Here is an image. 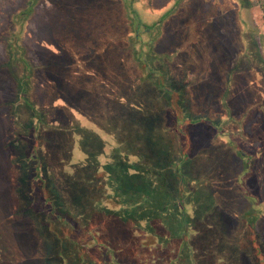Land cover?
<instances>
[{
    "label": "rangeland",
    "instance_id": "1",
    "mask_svg": "<svg viewBox=\"0 0 264 264\" xmlns=\"http://www.w3.org/2000/svg\"><path fill=\"white\" fill-rule=\"evenodd\" d=\"M80 136L99 146L89 182L117 183L121 155L126 175L155 185L153 197L138 195L163 202L165 217L176 214L181 187L187 199L197 187L214 194L228 210L218 220L236 264H254V242L264 250V0H0V233L15 264H40L42 244L20 213L16 161L40 159L64 194L69 187L58 168L72 175L81 163L77 170L87 171L88 142ZM177 147L195 170L170 161ZM138 151L150 169L137 165ZM111 160L115 173L106 170ZM32 187L45 197L40 180ZM170 220L159 225L176 228ZM115 231L122 237L115 246L135 248L124 229ZM197 242L204 244L197 264H228ZM131 256L121 262L141 264Z\"/></svg>",
    "mask_w": 264,
    "mask_h": 264
},
{
    "label": "trees",
    "instance_id": "2",
    "mask_svg": "<svg viewBox=\"0 0 264 264\" xmlns=\"http://www.w3.org/2000/svg\"><path fill=\"white\" fill-rule=\"evenodd\" d=\"M58 109L56 108V110ZM40 124L46 123L40 121ZM198 124L200 123L196 122L195 125ZM83 133L79 134L83 136ZM86 138L88 136L81 137L82 141L88 142L82 151L87 155L85 175L83 171L77 170L78 168L83 169L81 163L72 166L74 167V174L72 175H66V173L62 175L63 170L58 168L60 170L58 171L59 181H65L69 187L67 192L63 191L64 194L62 191L59 193L58 187L50 182L47 166L39 162L40 159L38 161L30 159L22 162L16 161L20 173L16 183L17 197L19 203L22 202V206L26 207L20 213L22 217L32 219L30 221L34 224L33 230L31 229L32 232L34 230L40 232L42 244H39L38 247L42 248L39 250L37 247L36 253L39 252L41 255V263L47 264L45 261H48L50 256H54L57 264H123L121 256L127 257L128 254L130 257L132 254L131 260L136 261L137 257H140L141 264H197L203 256L197 245H204L199 244L198 240L207 243L208 257L213 258V255L217 254V261L220 260L225 263L227 260L228 264L237 263L236 254L231 250L232 243L227 238L225 239L223 228L220 226L222 223L218 220L220 215L224 216L228 210L219 207L221 203L215 199L213 193V195L203 193L197 187L194 194L195 198L187 199V193L181 187L177 190L178 194L175 202H173L177 210L172 207L171 203L165 202L170 210H176L174 212L176 214L167 213L171 216L165 217L161 207L163 202L155 199L149 200L145 196L143 197L145 202H142V199L139 198L140 195H138L140 191H143L153 197L155 185L151 181L141 178L138 173L126 175L127 163L121 155L120 160L124 169L121 175L117 173V183L114 181L103 183L99 179L89 182L93 166H99L97 163L98 150L96 149L99 146L92 143L94 142L93 138L90 137L85 140ZM173 147H162V150L168 154L170 152L168 150ZM178 151V158L173 156L170 161L173 164L179 162L177 164L181 168L186 164L185 166L193 167L195 170V163L191 157L186 155L182 148H178ZM136 154L142 159V164L136 162L137 165L146 166L147 169L153 166L149 162L144 164V156L139 151ZM69 155L70 152L66 154V157ZM162 155L158 158H161ZM146 158L145 156V160ZM112 163L113 160L108 163L109 168L106 167L109 173H115V169L110 168ZM196 170L197 174H202L198 168ZM122 176L123 178H121ZM37 179L43 184L41 189L44 191L45 197L43 193L37 195L32 187V182ZM125 179H130L129 185L124 184ZM168 183L165 180V185ZM182 183V186L186 185V182L182 181ZM71 185L74 191L71 190ZM100 188L107 191L102 192ZM107 199H109V203L114 202L116 206L104 205L103 203ZM146 202L150 207L149 213H145L143 210V204ZM218 207L219 210H217ZM227 208H229L228 205ZM71 211L78 214V218L71 214ZM190 211L193 212L194 216H191ZM170 217L177 221L176 228H161L159 222H171ZM151 220H153L152 223H150ZM119 228L125 230V238L133 241L131 245L135 244V248L131 249L124 242H118L115 246L113 242L122 239L115 231ZM105 231L108 236L103 238L100 233L104 234ZM94 232L95 234H92ZM97 237H99L98 243L91 245V241ZM173 237L179 240L177 245L173 244ZM254 243L255 247L252 248L251 252V254L254 253L253 262L254 264L264 263L263 247L258 241ZM152 244L155 246L153 249L149 248ZM146 248L151 249V252L148 253ZM208 254H205L204 257ZM255 255L258 259L255 258ZM180 258L181 261H179ZM14 261L15 257L9 247L8 240L0 233V264H15ZM136 263L140 264L138 261Z\"/></svg>",
    "mask_w": 264,
    "mask_h": 264
}]
</instances>
